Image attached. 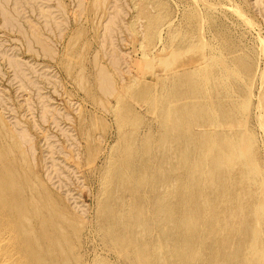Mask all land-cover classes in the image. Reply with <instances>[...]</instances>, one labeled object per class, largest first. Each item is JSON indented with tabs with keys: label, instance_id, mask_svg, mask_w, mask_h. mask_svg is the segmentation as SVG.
Here are the masks:
<instances>
[{
	"label": "rangeland",
	"instance_id": "rangeland-1",
	"mask_svg": "<svg viewBox=\"0 0 264 264\" xmlns=\"http://www.w3.org/2000/svg\"><path fill=\"white\" fill-rule=\"evenodd\" d=\"M0 172V264H233L264 242V0H0Z\"/></svg>",
	"mask_w": 264,
	"mask_h": 264
},
{
	"label": "bare ground",
	"instance_id": "bare-ground-1",
	"mask_svg": "<svg viewBox=\"0 0 264 264\" xmlns=\"http://www.w3.org/2000/svg\"><path fill=\"white\" fill-rule=\"evenodd\" d=\"M7 21V20H6ZM175 82H173L172 83V85L173 86H175ZM104 86V85H103ZM107 86H108V83H107ZM176 96H177V98H178V94H175V95H172L171 97H169V101H167L166 102V108H167V112H166V114L165 115H167L169 118L171 117L174 121H177V119H178V113H179V111H178V113L176 112V111H172L171 110V108H172V106L173 105H171V104H173L172 102V100H174V97H175V99H176ZM172 99V100H171ZM176 101V100H175ZM171 102V103H170ZM170 105H171V107H170ZM212 121H213V119H211V117H210V120H208L207 122V124L209 125H211V123H212ZM176 134H178V136H179V133L176 131L175 132V136L177 137V135ZM19 137V136H18ZM21 138V137H20ZM246 138V137H245ZM244 139V138H243ZM242 141V140H241ZM27 143V142H26ZM234 153H236V152H234ZM234 157V156H233ZM237 159V158H236ZM238 160V159H237ZM219 164V163H218ZM249 165V164H248ZM218 167V166H217ZM144 170V169H143ZM207 171V170H206ZM205 171V172H206ZM162 174V173H161ZM7 177L6 175H3L1 172H0V177ZM167 176H168V174H167ZM168 179H170V178H168ZM172 179V178H171ZM170 179V180H171ZM8 181V180H7ZM7 181H3L2 182V184H0V201H2V202H0V203H2V204H5L6 206L8 205V206H11V204L7 201V200H5V198H7V195H9V193H12L13 191L15 192L16 191V189L14 190L13 189V187L14 186H12L11 184H9ZM23 181V180H22ZM20 182V181H19ZM152 182V181H151ZM234 182V181H233ZM164 186V185H163ZM165 188H166V186H165ZM167 189V188H166ZM166 189H165V191H166ZM153 190V189H152ZM164 190V189H163ZM162 190V191H163ZM167 190H169V189H167ZM164 191V192H165ZM13 192V193H14ZM159 192H160V190H159ZM22 193H23V191H22ZM161 193V192H160ZM167 192H165L164 194H162V195H159V197H157L155 200H156V203H157V205H159L158 207H159V211L160 212H162V213H164L163 211H165V210H167L165 213H167V212H169V210H170V206L173 208V206H174V203H173V205H172V203H171V201L172 200H170V198H171V196H167V194H166ZM153 194V193H152ZM159 194V193H158ZM154 195V194H153ZM169 195V194H168ZM125 200V199H124ZM33 201V200H32ZM35 201V200H34ZM149 201H147V203H148ZM153 202V201H152ZM234 202V201H233ZM30 203V202H29ZM29 203H27V204H29ZM175 204H177L178 206H179V202L177 203H175ZM1 205V204H0ZM5 205H3L4 207H5ZM156 205V206H157ZM8 206H7V208H8ZM42 206V205H41ZM1 207V206H0ZM30 208V207H29ZM238 208V207H237ZM9 209H11V208H9ZM13 209V208H12ZM128 209V208H127ZM173 210V209H172ZM19 210H17L16 211V213L18 212ZM30 212V211H29ZM34 213V212H33ZM223 214V213H222ZM36 215V214H35ZM40 215V214H39ZM128 215V214H127ZM165 215V214H164ZM170 215H172V214H169L167 217L165 216V218L164 219H161L162 221V224H163V229L165 228V224H167V222H166V220L168 221L169 220V218H170ZM36 217V216H35ZM34 218V217H33ZM38 218V217H37ZM54 218V217H53ZM25 219H27V218H25ZM36 219V218H35ZM32 220V219H31ZM219 221H221V220H219ZM45 224H47V223H45ZM114 227V226H113ZM160 227V226H159ZM259 227V226H258ZM258 227H256L257 229H259ZM108 228V227H107ZM134 229V228H133ZM162 229V230H163ZM241 230V229H240ZM261 230V229H260ZM210 231V230H209ZM253 231H255L254 230V228H253ZM61 232V231H60ZM262 232V231H261ZM254 233H256V232H254ZM254 233H252V235L254 234ZM257 234V233H256ZM260 234V233H259ZM250 235V234H249ZM258 235V234H257ZM52 236V235H51ZM260 236H262V234L261 235H259L258 237H260ZM263 236H264V234H263ZM262 236V237H263ZM168 237V236H167ZM247 237V236H246ZM249 237H251V236H249ZM261 237V238H262ZM254 238H256V236L254 237ZM199 239V238H198ZM162 241V240H161ZM198 241H200V240H198ZM253 241V240H252ZM189 242H191V240L189 241ZM216 242V241H215ZM262 242V241H261ZM159 243V242H158ZM239 245L237 246V248L238 247H240L239 248V251L241 252V254H242V258H239L238 259V257H237V259L238 260H236L233 264H264V242H262V243H258V242H256L255 241V239H254V242H252L251 243V245L248 247V246H246L247 244H246V242H244V244L243 245H241L240 246V242L238 243ZM236 246V245H235ZM215 248H220V245H216L215 246ZM250 248V249H249ZM246 251H249V252H246ZM147 254V253H146ZM142 258H140V260H141ZM184 259H185V257H184ZM147 262V261H146ZM204 262H206V261H204ZM140 264V263H139ZM144 264H146V263H144ZM148 264V263H147Z\"/></svg>",
	"mask_w": 264,
	"mask_h": 264
}]
</instances>
